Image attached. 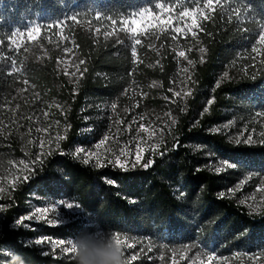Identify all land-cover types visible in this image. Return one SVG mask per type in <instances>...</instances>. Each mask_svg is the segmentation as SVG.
I'll list each match as a JSON object with an SVG mask.
<instances>
[{"label": "trees", "instance_id": "16d2710c", "mask_svg": "<svg viewBox=\"0 0 264 264\" xmlns=\"http://www.w3.org/2000/svg\"><path fill=\"white\" fill-rule=\"evenodd\" d=\"M204 1L0 0V151L20 156L28 148L27 133L33 126L28 115L33 110H56L60 105L66 125L58 147L41 153L2 201L0 263L75 264L41 255L37 247L25 243L34 231L13 224L26 211L32 192L73 197L90 214V221L103 230L160 237L174 244L197 239L207 247L214 240L220 255L232 250L264 251V209L250 214L229 197L226 189L235 176L216 172L204 156L212 153L226 159L237 168L236 173L264 172V144H235L208 131L228 118L229 110L264 112V64L249 76L214 87L208 111L195 124L191 119L196 104L208 94L205 90L213 85L215 74L255 44L260 26L264 25V0H220L210 13L201 37L204 59L195 65L193 74L199 92L189 100L188 111L177 117L165 145L151 156L147 167L125 170L108 164L94 166L79 161L72 152L79 141L86 98L118 94L133 71L130 45L96 36V23H107L110 18L117 19L157 2L194 5ZM72 15L77 16L75 22L69 19ZM57 22L64 24V41L72 40L79 59L85 62L75 85L58 68L59 51L55 47L62 44L61 37L57 26H47ZM37 23L49 30L47 37L21 43L19 49L9 46L13 31ZM12 60L16 62L15 72L11 70ZM144 70L167 87L174 71L172 55L164 56L159 66ZM197 144L200 148H195ZM66 227L53 231L68 234Z\"/></svg>", "mask_w": 264, "mask_h": 264}, {"label": "rangeland", "instance_id": "374dc122", "mask_svg": "<svg viewBox=\"0 0 264 264\" xmlns=\"http://www.w3.org/2000/svg\"><path fill=\"white\" fill-rule=\"evenodd\" d=\"M205 2L194 5H186L181 2H157L115 19L116 25H112L111 19L107 20V23H104V20L96 23L93 28V33L96 36H104L105 32H114L109 37L116 41H126L131 48L133 44L129 39L131 34L127 32L126 28L125 31H120L122 25L119 22L121 19L129 17L139 19L138 13L144 8L159 14L161 21L166 20L169 15L172 16V24L166 26L165 31L158 33V39L151 35L137 37L142 40V44L136 46L137 56L134 58L133 71L121 92L114 95L88 96L86 98L82 107V124L78 132L79 141L74 144L72 149L74 156L79 161L84 162L85 159H88L87 164L94 166L108 164L119 167L116 163L117 157H119L121 163L125 160L128 161L127 169L132 167V163L135 162L136 156L139 154L141 158L136 166H144L150 161L151 156L159 152L165 145L177 117L188 111L189 100L199 92L196 89L193 74L195 65L202 62L205 55L201 37L203 25L208 19L199 15V9L203 8ZM155 4H164L165 8H171L172 11L161 13ZM218 6L215 4V9ZM186 7L196 10V18L200 24L199 28H193L191 32L187 31V25L191 24L192 18L180 17V13ZM204 11L209 13L208 9H204ZM102 23H104L103 26L99 25ZM63 25L56 27L57 35L61 37L62 41V44L55 47L59 51L58 68L75 85L81 77L82 64L79 63L81 59L74 49L72 40L64 41L66 35ZM176 27H179L181 31H174ZM97 28L100 29L99 33L96 32ZM26 30L22 31L26 33ZM48 34L49 30L42 27L41 35L37 40L29 41L25 35L22 43L36 42L41 36L47 37ZM16 39L20 40V37L17 36ZM258 39L259 36L256 41ZM253 47L258 51L253 52ZM41 49L43 50V47ZM66 49L69 51L66 52ZM180 52H184L185 55L180 56ZM168 54L172 55L174 71L169 85L164 87L158 80L149 77L144 67L159 66L162 58ZM263 64L264 45L255 42L248 51L238 53L215 74L213 85L205 90L208 94L193 109L192 123H197L198 119L208 111L211 104L209 101L213 100L211 92L214 87L224 81L238 80L240 77L249 76L257 70L259 65ZM76 65H79V71H77ZM62 115L63 109L60 105L56 106V110L49 108L33 110L28 115L33 124L27 133L28 148L23 150V154L20 156L7 155L6 151H0V218L3 208L2 201L16 180L24 175L41 153L55 150L58 147V141L64 137L66 131ZM208 131L219 133L235 144H264V112L251 111L248 108L239 112L229 110L228 118L212 125ZM105 137H107L106 140ZM248 137L252 138L250 143L247 142ZM101 140H104V143L97 148L96 146L100 144ZM195 148H200V145L197 144ZM81 149L83 151H80ZM121 150L125 154H121ZM1 152L3 153L1 154ZM90 153H95V155L90 156ZM204 156L208 158L209 166L216 172L235 176L233 184L226 189V194L229 197L244 206L250 214H259L263 211L264 172L243 170L236 173L237 168L226 159L216 157L212 153H206ZM22 161L23 163H21ZM68 203L74 205L73 209L66 208ZM37 208H47L48 211L38 213L36 212ZM26 216L30 219H24L18 223L22 217ZM58 216L62 219V223H57ZM13 224L16 227L34 231V235L26 238L25 243L37 247L41 255L73 261L75 264L74 257L70 254H63L60 248L53 250L50 243L38 244L36 241L47 238V240L67 242L75 239L84 228H90L89 231L101 229L90 221V214L85 212L73 197L39 192L30 194L27 199L26 211L17 216ZM68 225L72 226L66 227ZM80 226L82 228H78ZM61 227H66L65 229L69 231L68 234L53 231ZM77 231L79 232L77 233ZM104 231L117 233L110 230ZM119 234L122 240L127 237L126 243L121 245L124 249V264H173V262L174 264H264V251L245 253L232 250L220 255L215 249L218 244L214 240L207 247L197 239L187 244H174L164 242L160 237ZM126 244H133L134 247L128 248ZM5 253L9 255V253ZM132 255H135L136 258L131 259ZM209 256L213 259L209 260ZM0 264L8 263L1 262Z\"/></svg>", "mask_w": 264, "mask_h": 264}, {"label": "snow or ice", "instance_id": "6c2138e0", "mask_svg": "<svg viewBox=\"0 0 264 264\" xmlns=\"http://www.w3.org/2000/svg\"><path fill=\"white\" fill-rule=\"evenodd\" d=\"M192 2H195V0H192ZM219 2H220V0H206V2L203 5V8L199 9V15L203 16L204 19H210L211 17H210L209 13L215 11L214 5L218 4ZM155 7L160 9L161 13H163V12H169L170 13L172 11L171 8H165L164 4H155ZM204 9H208L209 13H205ZM225 11H230V10H225ZM238 15H239V13H238ZM138 17H139V19H136L134 17L124 18V19H121L119 22L122 25V27L120 28V31H125V28H126L127 32L131 34L129 36V39L133 42L132 47H131V56L133 58H135L137 56V47L136 46L142 44V40L137 38L138 36H149V35H151V36H154L158 39L159 38L158 33L165 31L166 26L172 24V16L171 15H169L166 20L161 21L159 14L151 12L150 9H148V8H144L143 10L139 11ZM180 17L181 18H183V17H191L192 18L191 24L187 25V31L188 32H191L193 30V28H199L200 27V24L198 23L197 18H196L197 17L196 10H190L189 8L186 7L180 13ZM100 18H101L100 13L97 12L96 13V19L99 20ZM69 19H71L72 21L75 22L77 20V16L72 15L71 17H69ZM238 22H239V19H238ZM111 23H112V25H116L117 21L115 19H111ZM62 25H63V22H57L55 25L54 24H48L47 26L49 28H51L54 26H62ZM174 31L179 32V31H181V29L179 27H176L174 29ZM41 32H42V27L38 23L33 25V26L27 27L26 33L23 31H19V30L13 31L11 33V36L9 37V46L11 47L14 45V46H16L17 49H19L25 35H27V39L29 41H35L41 35ZM96 32L99 33L100 29L97 28ZM113 34H114V32H105L104 37H105V39H107L109 36H111ZM17 36L20 37V40L16 39ZM258 36H259V39H258V41H256V43H258L260 45H264V25L260 26V30L258 31ZM0 43H3V41H0ZM65 51L67 52L69 50L66 49ZM252 51L257 52L258 49L253 47ZM179 55L184 56L185 53L180 52ZM15 63H16L15 60H12V62H11L12 72L17 71V69L15 67ZM79 63L84 64L85 62L83 60H81ZM76 69H77V71L80 70L79 65H76ZM84 71H87V69L85 68ZM82 74L83 73H81V75ZM73 75H74V73H73ZM177 95H178V93H177ZM209 103H211V101H209ZM113 108H115V105H113ZM141 127H143V125H141ZM106 139H107V137H105V140ZM251 139H252L251 137H248L247 142L250 143ZM103 143H104V140H101L100 144H98L96 147L99 148L100 145H102ZM137 150L139 152V146H138ZM80 151H83V149H81ZM121 154H125L123 152V150H121ZM89 155L90 156L95 155V153H90ZM140 158L141 157L138 154L136 156L135 162L132 163V167L136 166V163H138L140 161ZM88 162H89L88 159L84 160V163L87 164ZM21 163H23V161ZM116 163L119 167L125 168V170H127L126 169V166L128 164L127 160H125L123 163H121L119 160V157H117ZM144 166L147 167L148 164H145ZM229 167H231V165H229ZM25 179H27V177H25ZM73 207H74V205L72 203H68L66 205V208L68 210L73 209ZM47 211H48L47 208H43V209L37 208L36 209V212H38V213L39 212H45L46 213ZM24 219H30V217H27V216L22 217L21 221H18V223L22 222ZM57 223H62V219L59 216L57 217ZM110 235L113 236L116 244L119 245L120 247H121L122 243H126V241H127V237H124L122 240L120 238L119 233H110ZM44 242L50 243L52 245L53 250H55L56 248H60L61 252L63 254H65V255L70 254L71 256L74 257L75 249L72 245V240H69L66 242L64 240L54 241V240H47V238H45V240H37L36 241V243H38V244L44 243ZM126 247L131 248V247H134V245L133 244H126ZM123 254H124V249H123ZM135 258H136L135 255L131 256V259H135ZM208 259L212 260L213 258L211 256H209ZM173 264H174V262H173Z\"/></svg>", "mask_w": 264, "mask_h": 264}, {"label": "clouds", "instance_id": "9594fccd", "mask_svg": "<svg viewBox=\"0 0 264 264\" xmlns=\"http://www.w3.org/2000/svg\"><path fill=\"white\" fill-rule=\"evenodd\" d=\"M72 245L76 264H124L123 249L102 229L81 232Z\"/></svg>", "mask_w": 264, "mask_h": 264}]
</instances>
